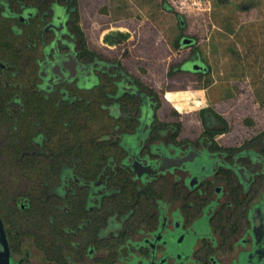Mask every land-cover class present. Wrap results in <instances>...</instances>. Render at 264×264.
I'll list each match as a JSON object with an SVG mask.
<instances>
[{
    "label": "flooded vegetation",
    "instance_id": "obj_1",
    "mask_svg": "<svg viewBox=\"0 0 264 264\" xmlns=\"http://www.w3.org/2000/svg\"><path fill=\"white\" fill-rule=\"evenodd\" d=\"M17 2L0 0V159L42 173L0 210L11 264H264V129L230 142L209 106L186 127L82 41L70 0ZM197 54L174 70L205 74Z\"/></svg>",
    "mask_w": 264,
    "mask_h": 264
},
{
    "label": "rangeland",
    "instance_id": "obj_2",
    "mask_svg": "<svg viewBox=\"0 0 264 264\" xmlns=\"http://www.w3.org/2000/svg\"><path fill=\"white\" fill-rule=\"evenodd\" d=\"M7 1L17 11V0ZM21 1L46 8L41 0ZM75 5L85 43L101 56L124 58L126 67L158 93L161 113L177 112L172 101L180 110L190 109L183 121L191 128L198 125L200 108L209 106L223 117L230 142L264 129V0H75ZM12 24L16 21L0 14V26ZM6 35L14 45L28 36L27 29L22 37L9 29ZM182 37L194 44L180 45ZM194 50L205 74L170 72ZM188 90L199 96L190 100ZM6 159H0V210L19 189L25 199L40 195L42 170L31 165L22 172L13 158ZM32 262H39L36 254Z\"/></svg>",
    "mask_w": 264,
    "mask_h": 264
},
{
    "label": "water",
    "instance_id": "obj_3",
    "mask_svg": "<svg viewBox=\"0 0 264 264\" xmlns=\"http://www.w3.org/2000/svg\"><path fill=\"white\" fill-rule=\"evenodd\" d=\"M193 42L192 38L183 37L180 45H189ZM8 242L6 239L3 223L0 219V264H11V257Z\"/></svg>",
    "mask_w": 264,
    "mask_h": 264
},
{
    "label": "trees",
    "instance_id": "obj_4",
    "mask_svg": "<svg viewBox=\"0 0 264 264\" xmlns=\"http://www.w3.org/2000/svg\"><path fill=\"white\" fill-rule=\"evenodd\" d=\"M69 9L73 13L72 14V19H73L74 29H75L76 33L79 35V37L82 39V41H84L82 30L80 29V26L77 23V16L74 15L76 13V11H77V7L75 5V0H70V2H69ZM178 17L180 18V15H178ZM175 67H176V65L175 66H172L170 72H173V70L175 69ZM209 110H211V112H213V115H215L219 120H221L223 123H225L223 117L221 115H219L218 113H216L214 111V109H212V108L209 107ZM35 213L37 214V211L36 210H35Z\"/></svg>",
    "mask_w": 264,
    "mask_h": 264
},
{
    "label": "crops",
    "instance_id": "obj_5",
    "mask_svg": "<svg viewBox=\"0 0 264 264\" xmlns=\"http://www.w3.org/2000/svg\"><path fill=\"white\" fill-rule=\"evenodd\" d=\"M198 91L197 90H188L187 91V93H188V98L190 99V100H194L196 97H198L199 95H197L198 93H197ZM197 95V96H196ZM172 106L177 110V112L181 115V117H182V120H184V118H186V114H188L189 112H190V109H184V110H180L179 109V106L176 104V103H174L173 101H172ZM201 109V108H200ZM198 113V112H197ZM196 113V114H197Z\"/></svg>",
    "mask_w": 264,
    "mask_h": 264
}]
</instances>
